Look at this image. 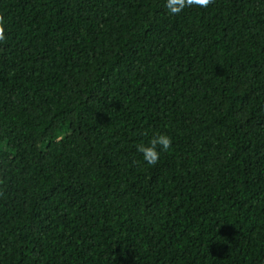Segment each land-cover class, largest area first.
Masks as SVG:
<instances>
[{
	"label": "trees",
	"instance_id": "16d2710c",
	"mask_svg": "<svg viewBox=\"0 0 264 264\" xmlns=\"http://www.w3.org/2000/svg\"><path fill=\"white\" fill-rule=\"evenodd\" d=\"M0 17V264H264V0Z\"/></svg>",
	"mask_w": 264,
	"mask_h": 264
},
{
	"label": "clouds",
	"instance_id": "9594fccd",
	"mask_svg": "<svg viewBox=\"0 0 264 264\" xmlns=\"http://www.w3.org/2000/svg\"><path fill=\"white\" fill-rule=\"evenodd\" d=\"M212 0H165V7L172 15L180 14L186 7H207ZM5 39L3 18L0 17V41ZM172 147V139L167 134L154 135L147 144L137 145V151L149 165H155L160 158V150L168 151Z\"/></svg>",
	"mask_w": 264,
	"mask_h": 264
}]
</instances>
